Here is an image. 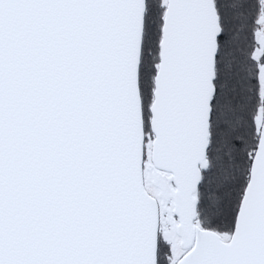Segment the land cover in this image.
Wrapping results in <instances>:
<instances>
[{"label":"snow or ice","instance_id":"snow-or-ice-1","mask_svg":"<svg viewBox=\"0 0 264 264\" xmlns=\"http://www.w3.org/2000/svg\"><path fill=\"white\" fill-rule=\"evenodd\" d=\"M0 264H264V0H0Z\"/></svg>","mask_w":264,"mask_h":264}]
</instances>
